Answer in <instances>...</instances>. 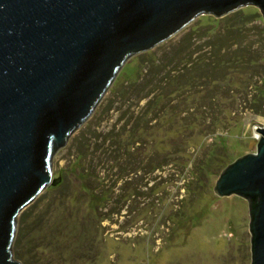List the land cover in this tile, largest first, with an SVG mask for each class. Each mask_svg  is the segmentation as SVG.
<instances>
[{"label": "rangeland", "instance_id": "374dc122", "mask_svg": "<svg viewBox=\"0 0 264 264\" xmlns=\"http://www.w3.org/2000/svg\"><path fill=\"white\" fill-rule=\"evenodd\" d=\"M214 41L219 55L207 45ZM218 60L226 63L215 70ZM199 62L210 67L198 73ZM180 75L191 80L182 85ZM263 86L264 21L253 6L198 16L128 59L90 118L53 154L58 182L17 217L13 259L249 264L246 201L217 197L213 188L229 164L256 150ZM155 97L159 109H146Z\"/></svg>", "mask_w": 264, "mask_h": 264}, {"label": "water", "instance_id": "95a60500", "mask_svg": "<svg viewBox=\"0 0 264 264\" xmlns=\"http://www.w3.org/2000/svg\"><path fill=\"white\" fill-rule=\"evenodd\" d=\"M264 0H0V264L20 212L52 183L51 158L92 115L125 62L198 16ZM229 164L217 197L246 201L249 264H264V127Z\"/></svg>", "mask_w": 264, "mask_h": 264}, {"label": "trees", "instance_id": "16d2710c", "mask_svg": "<svg viewBox=\"0 0 264 264\" xmlns=\"http://www.w3.org/2000/svg\"><path fill=\"white\" fill-rule=\"evenodd\" d=\"M250 21V19H249V16H246V17H243V18H241V21H239V23H243V24H247L248 22ZM210 32V31H209ZM213 51H214V55L215 54H218L219 55V50L221 49L219 46H217L216 44H215V41L214 42H212V43H208L207 44ZM211 52L209 51V55H211L210 54ZM218 55H217V57H218ZM187 58L188 57H186L185 59H183V60H187ZM194 63V62H193ZM225 61L224 60H218L217 62H215L214 64H212V66H213V68L215 69V70H219L222 66H224L225 65ZM186 66V65H185ZM210 66L208 65V64H202V62H199V63H195V65H194V69H195V71H197L198 73L200 72V71H205V70H208V68H209ZM178 82L180 83V84H182L183 85V83H184V81H187V83L191 80V78H189V79H187L186 77H184L183 75H180L179 77H178ZM172 82H174V83H176L177 81L176 80H172ZM178 86V85H177ZM260 86H262V85H260ZM262 89H261V92H260V99H264V86L263 87H261ZM178 88L176 87V90H177ZM157 101H158V97H155L154 99H152L150 102H148L147 103V105H146V109H148V110H154V108L156 109V107H158V109H159V106H157ZM257 104V103H256ZM255 112H257V110H255ZM137 130V129H136ZM136 130L134 129L133 131H135L136 132ZM134 132V133H135ZM58 182V179H54L53 181H52V183H53V185L54 184H56ZM19 242H20V237H19V235L16 237V239H15V242H14V247H16L18 244H19ZM16 259H18V256L16 255Z\"/></svg>", "mask_w": 264, "mask_h": 264}, {"label": "bare ground", "instance_id": "6f19581e", "mask_svg": "<svg viewBox=\"0 0 264 264\" xmlns=\"http://www.w3.org/2000/svg\"><path fill=\"white\" fill-rule=\"evenodd\" d=\"M257 137V136H256Z\"/></svg>", "mask_w": 264, "mask_h": 264}]
</instances>
